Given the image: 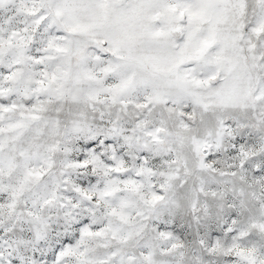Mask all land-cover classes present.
<instances>
[{
	"label": "snow or ice",
	"instance_id": "obj_1",
	"mask_svg": "<svg viewBox=\"0 0 264 264\" xmlns=\"http://www.w3.org/2000/svg\"><path fill=\"white\" fill-rule=\"evenodd\" d=\"M0 264H264V0H0Z\"/></svg>",
	"mask_w": 264,
	"mask_h": 264
}]
</instances>
